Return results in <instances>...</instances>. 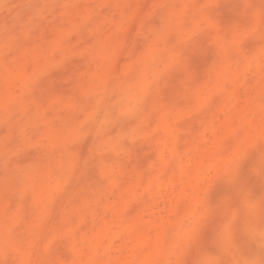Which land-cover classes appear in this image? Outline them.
<instances>
[{
  "label": "rangeland",
  "instance_id": "1",
  "mask_svg": "<svg viewBox=\"0 0 264 264\" xmlns=\"http://www.w3.org/2000/svg\"><path fill=\"white\" fill-rule=\"evenodd\" d=\"M152 2L0 0V183L6 159L26 149L19 159L28 166L35 152L32 145L40 139H66L68 129L86 118L88 113H80L75 119L74 95L91 92L92 106L103 107L104 81L127 70L119 17H126L130 46L139 27L135 7L125 13L115 5L140 4L147 12ZM172 2L180 7L171 10L174 21L165 26L171 35L160 43L161 51L175 53L168 51L163 60L153 62L156 49L150 46L135 72L146 78L164 70L174 54L183 55L198 74V83L188 87L175 76L162 81L166 90L168 83L178 84L179 95L172 99L183 98L182 106L161 104L132 113L120 124L109 125L107 135L95 142L92 131L79 144L66 174L48 171L35 186L26 185L24 200L32 209L25 221L29 244L9 248L3 233L14 216L0 200V264L40 259L161 264L168 259L172 233L182 230L181 220L195 209L198 193L224 172L230 157L222 146L245 125L258 132L264 91L259 37L249 42L248 55L237 66L229 59L223 27L200 34L204 16L197 0ZM17 32H23L22 46L10 48L8 36ZM52 65H60L48 77L55 87L37 107L33 74ZM72 76L78 79L73 81ZM138 86L134 79L120 80L126 96L134 95ZM8 135L17 139L6 146ZM91 157L92 166L82 176L78 171L72 181L78 199L70 198L61 190L73 175L72 165L78 158L82 165ZM250 188L258 200L264 192L258 175L251 177ZM251 206L249 201L241 206V227L234 238L212 243L219 258L231 264L260 259L258 237L244 228ZM52 233L64 235L54 254L45 252Z\"/></svg>",
  "mask_w": 264,
  "mask_h": 264
},
{
  "label": "snow or ice",
  "instance_id": "2",
  "mask_svg": "<svg viewBox=\"0 0 264 264\" xmlns=\"http://www.w3.org/2000/svg\"><path fill=\"white\" fill-rule=\"evenodd\" d=\"M204 19L200 23L201 33L223 27L225 30L226 46L229 49V59L239 66L248 55V44L259 37L261 51V83L264 85V0H197ZM113 7V5H101ZM123 7L124 12L135 7L139 27L129 45V30L126 17H119L121 27L125 31V40L121 52L127 53V70L120 76L104 81L103 107L92 106L95 97L91 92H80L73 96L72 103L76 111L75 119L80 113H88L78 125L68 129V136L63 140L50 141L40 139L32 145L35 152L28 166H24L19 157L27 150L22 149L6 159L3 171V181L0 183V200L7 202V209L13 214V222L5 229L3 235L9 248L15 245L30 243L25 221L30 219L32 209L24 200V187L28 184L35 186L43 179L46 172L63 176L67 173L73 154L78 155V146L92 131L96 133L94 142L107 135L109 125H118L132 113L147 111L151 106L172 103L174 107L182 106L183 98L173 100L179 95L178 84L168 83L167 89L162 88L161 82H169L170 78L178 77L188 87H194L199 80L198 74L191 70L183 55L174 54L167 62L164 70L141 77L135 72V66L147 54L150 46L156 51L152 54L153 62H158L167 56L168 51H161V40L167 41L171 35L165 31V26L174 21L171 10L180 6L172 0H153L144 12L140 4L115 5ZM227 12L222 16V12ZM91 22V21H89ZM23 32L8 36L10 48L22 46ZM87 55V53L85 54ZM158 66V65H157ZM60 65H52L45 71L33 74V99L38 107L46 95L55 87V82L48 79L50 73ZM99 72V70H98ZM76 81L78 77H70ZM131 78L137 81L138 88L134 95H125L120 88V80ZM226 86H227V82ZM119 97V99H117ZM63 99V97H61ZM125 104L127 107L125 108ZM91 107V110H90ZM255 124V120L252 121ZM250 137H254L249 140ZM17 138L13 135L5 137V145H11ZM35 139V137H32ZM248 141L247 147L241 145ZM222 151L229 156V162L224 172L197 195L195 209L181 220V231L172 233L173 244L168 252V259L161 264H231L219 258L213 242L229 241L234 238L241 227L240 208L245 201L252 206L244 222V228L250 231L260 241L259 260H238L235 264H264V192L255 200L250 188L253 175H258L264 187V91L260 97V125L254 132L250 125L237 130L235 135L222 146ZM94 157L85 158L80 164L79 158L72 165L73 175L61 190L70 198L78 199L73 190L72 181L76 173L81 176L92 166ZM258 161V163H257ZM82 168V171H81ZM41 229L43 225L39 226ZM64 239L61 233H52L45 252H52L57 243ZM22 264H67L59 259H40L26 261Z\"/></svg>",
  "mask_w": 264,
  "mask_h": 264
}]
</instances>
